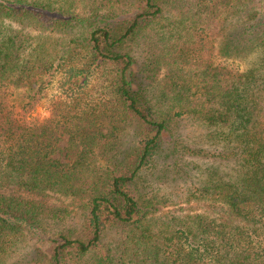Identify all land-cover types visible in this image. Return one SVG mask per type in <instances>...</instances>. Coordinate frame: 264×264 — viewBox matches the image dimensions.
<instances>
[{
  "label": "trees",
  "instance_id": "obj_1",
  "mask_svg": "<svg viewBox=\"0 0 264 264\" xmlns=\"http://www.w3.org/2000/svg\"><path fill=\"white\" fill-rule=\"evenodd\" d=\"M249 3L0 0V264H264V27ZM55 83L49 117H32ZM159 168L201 179L164 198Z\"/></svg>",
  "mask_w": 264,
  "mask_h": 264
},
{
  "label": "rangeland",
  "instance_id": "obj_2",
  "mask_svg": "<svg viewBox=\"0 0 264 264\" xmlns=\"http://www.w3.org/2000/svg\"><path fill=\"white\" fill-rule=\"evenodd\" d=\"M247 1H250V3L245 7L254 10L256 12H259V16L262 17V22H263L262 26L264 27V0H247ZM242 23L243 22L241 21V19H238L234 16L232 17V19H230L229 23H224L223 21H216L212 26V28L215 27V29L213 30V32H215L213 33L215 47H212L213 44V40H212V42L208 44L206 51H202L201 53L205 56L214 57V55L217 54L216 46L219 45V42L223 38V35H226L229 31H236L237 28H239ZM257 53L258 51L256 49L244 50L241 52L240 55L235 57V59L237 60L236 62L240 63L239 67L241 69L247 68L248 66H251L253 59L256 57ZM237 63H235V65ZM56 90H57V84L55 83L54 86L50 88L48 92V96L45 99H42L40 104H38V106L36 107V109L32 114V117L39 118L40 120H44L49 117L50 112L48 109L47 99L49 97V94L51 92H56ZM199 125L200 124L196 121L186 120L183 122L180 131L183 132L184 134L190 135L189 141L196 140L199 141V143H201V140L204 139L202 137L204 128L202 126L200 127ZM187 159L195 164H202V167L209 165L212 161L211 159L201 156H187ZM148 178L150 180L149 183L156 186L155 189L158 190L160 196H163L164 198H184L183 192L186 186L192 180L197 182L198 180L201 179V176L199 169L198 170L193 169L192 171H190V175L188 177L186 176L184 178H180L177 181H175L173 180V176L170 173L164 171L162 168H159L155 176L151 175ZM185 178L188 179V181H186ZM143 182H146L145 178L140 183Z\"/></svg>",
  "mask_w": 264,
  "mask_h": 264
}]
</instances>
